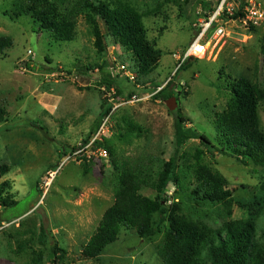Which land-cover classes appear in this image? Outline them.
<instances>
[{
  "label": "rangeland",
  "instance_id": "obj_1",
  "mask_svg": "<svg viewBox=\"0 0 264 264\" xmlns=\"http://www.w3.org/2000/svg\"><path fill=\"white\" fill-rule=\"evenodd\" d=\"M16 1L0 0V35L13 39V45L0 57V105L7 111L0 121V165L6 163L11 167L0 182H12L11 192L17 200L13 206L0 208V264H30L23 239L31 234L22 233L27 229L44 241L41 244L35 239L32 245L46 253L41 264H52L53 256L48 254L55 243L68 251V258H57V264H79V259L76 263L68 261L80 253L104 211L113 204L112 187L104 185V181H112L116 171L110 155L106 159L87 155L79 158L73 156V151L80 144V148L85 145L108 107H112L108 130L100 141L115 150L116 158L148 154L159 164L169 161L177 148L178 112L189 119L186 128L208 135L217 145L216 113L227 105L231 79L244 75L264 88V21L254 26L225 16L219 21L227 33L224 42L214 50L211 46L206 59L191 58L188 67L177 72L178 55L193 41L195 24L213 12L219 1L130 0L143 14L148 37L163 51L155 70L140 74L131 54L102 20L100 26L106 38L101 52L84 16L79 18L75 40L57 42L50 32L40 29L32 16L15 15ZM241 1L236 0L237 5ZM259 1L264 9V0ZM121 64H126V73L133 79L119 71ZM109 76L115 81L110 88L104 81ZM170 79V91L177 101H169L174 110L168 105L171 97L154 98ZM131 91L137 96L135 99L129 97ZM124 116L134 118L145 132L140 137L119 138L124 129L118 123ZM259 117L264 130V101L259 106ZM198 149L203 151L206 163L223 173L234 186L245 188L236 192L230 204L199 206L188 197L183 198L185 211L215 229L229 219L259 214V183L264 180V167L242 164L235 157L214 152L215 148L201 139H190L177 156L183 180L190 177L189 165ZM85 157L91 163L88 174H84L82 166ZM52 170L56 171L55 178L45 188L42 182ZM142 193L154 195L148 188ZM180 194L183 193L177 185H170L171 201L180 200ZM256 226L257 236L263 240L264 212ZM17 237H22L21 241ZM162 239L163 234L145 239L124 229L98 259L82 263L163 264L156 250Z\"/></svg>",
  "mask_w": 264,
  "mask_h": 264
},
{
  "label": "trees",
  "instance_id": "obj_2",
  "mask_svg": "<svg viewBox=\"0 0 264 264\" xmlns=\"http://www.w3.org/2000/svg\"><path fill=\"white\" fill-rule=\"evenodd\" d=\"M246 4V0L241 1L233 18L245 16ZM14 5L15 15L32 16L39 23L40 29L50 32L52 39L57 42L75 40L79 18L84 16L95 36L94 43L101 52L106 38L100 26L102 20L110 34L131 54V61L140 74L152 73L163 56L157 43L148 37L143 14L130 0H17ZM161 29L165 30L166 27ZM12 45L11 36L0 35V57ZM187 61L177 72L180 68L188 67ZM104 81L108 88L115 83L110 76ZM172 82L170 79L154 94V98L172 97ZM229 90L230 96L225 109L216 113L214 124L219 131L218 137H215L217 145L208 135L186 128L189 119L180 112L177 113L175 122V156L163 164H159L153 155L148 154L122 155L116 158L115 150L107 146L106 142H95L94 149L106 146L116 171L112 181H104V185L112 187L114 202L104 211L96 231L82 245L80 253L76 258L68 259V262L76 263L79 259V264H86L82 261L98 259L103 250L116 242L122 230L126 229L135 231L145 239L163 234L156 249L163 264H264V239L257 236L256 226L259 216L264 212V180L259 183V191L262 193L259 204L261 212L246 218L229 219L219 229L194 219L183 206L182 199L186 197L199 206L230 204L235 200L236 192H242L245 188L243 185L234 186L223 173L206 163L202 158L203 151L199 149L193 156L194 162L189 165L190 177L183 180L178 171L177 156L190 139H201L204 144L214 147V152L235 157L242 164L264 167V130L259 117V106L264 101V88L257 81L241 75L231 79ZM118 92L122 93L119 87ZM133 95L131 91L129 97ZM111 109L112 107L105 109L84 144L94 137ZM6 114L7 111L0 105V121H3ZM118 124L124 129L118 135L119 138L140 137L145 132L144 126L130 116L122 117ZM82 166L84 174L92 170L90 160L86 157ZM10 170L8 164L0 165V181ZM172 184L177 185L179 192L183 193L178 201H171L168 195ZM12 186L10 180L0 182V208L13 206L17 202L11 192ZM145 188L151 189L154 195H144L142 190ZM22 233L31 234L23 239L29 252L30 264L43 263L46 253L41 248L32 247L35 239L44 244L42 238L36 237L31 229ZM20 238L22 237H17V240L21 241ZM22 245L23 243L20 248ZM67 253L66 248L55 243L48 256H53L52 264H57V258H68Z\"/></svg>",
  "mask_w": 264,
  "mask_h": 264
},
{
  "label": "built area",
  "instance_id": "obj_3",
  "mask_svg": "<svg viewBox=\"0 0 264 264\" xmlns=\"http://www.w3.org/2000/svg\"><path fill=\"white\" fill-rule=\"evenodd\" d=\"M219 3L216 9L204 16L201 19H198L196 26V34L193 41L190 45L183 51L182 54L178 55V62L181 66L185 61L195 58L198 60L206 59V56L210 50V47H213V50L218 47L221 43L224 42L226 38L225 27L219 23L225 16L232 18L234 21L238 20L244 22L245 24H250L254 26H259L264 21V9L259 0H246L247 4L245 6V16L239 17L238 19L233 18V15L239 10L240 4L237 5L236 0H218ZM215 45V46H213ZM177 57V55H176ZM126 64H121L118 66L120 72H124L129 78L133 79L132 75L126 73ZM137 96L133 95L135 99ZM110 115H107L101 124L99 130L94 135V137L84 146L79 145V149L73 151L74 157H81L87 155L88 157H97L98 159H106L109 155L108 150L104 147L93 148L97 140H101L102 135L105 133V130H108L109 118ZM69 160V157L67 158ZM56 171H48L45 175V178L42 182V186L48 188L52 181L54 180ZM10 225V223L8 224ZM7 225V226H8Z\"/></svg>",
  "mask_w": 264,
  "mask_h": 264
},
{
  "label": "water",
  "instance_id": "obj_4",
  "mask_svg": "<svg viewBox=\"0 0 264 264\" xmlns=\"http://www.w3.org/2000/svg\"><path fill=\"white\" fill-rule=\"evenodd\" d=\"M170 100L173 101L174 104H177V101H176L175 97H171V98L168 100V105H169L170 109L174 110V106L171 105L170 102H169Z\"/></svg>",
  "mask_w": 264,
  "mask_h": 264
}]
</instances>
